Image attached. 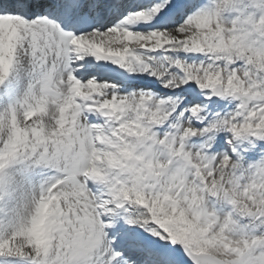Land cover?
Segmentation results:
<instances>
[{"label": "snow or ice", "instance_id": "6c2138e0", "mask_svg": "<svg viewBox=\"0 0 264 264\" xmlns=\"http://www.w3.org/2000/svg\"><path fill=\"white\" fill-rule=\"evenodd\" d=\"M0 264H264V0H0Z\"/></svg>", "mask_w": 264, "mask_h": 264}]
</instances>
